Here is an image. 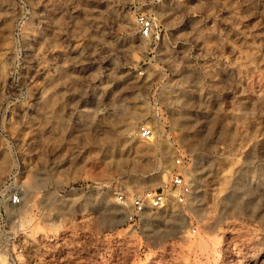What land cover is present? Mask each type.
I'll use <instances>...</instances> for the list:
<instances>
[{
	"label": "rangeland",
	"instance_id": "obj_1",
	"mask_svg": "<svg viewBox=\"0 0 264 264\" xmlns=\"http://www.w3.org/2000/svg\"><path fill=\"white\" fill-rule=\"evenodd\" d=\"M4 188L0 264H264V0H0Z\"/></svg>",
	"mask_w": 264,
	"mask_h": 264
},
{
	"label": "built area",
	"instance_id": "obj_2",
	"mask_svg": "<svg viewBox=\"0 0 264 264\" xmlns=\"http://www.w3.org/2000/svg\"><path fill=\"white\" fill-rule=\"evenodd\" d=\"M138 32L140 37L147 38L150 36L153 22L152 19L146 16H138L136 18ZM138 138L143 141H153L155 138V130L151 125H145L138 131ZM180 160L176 159V164ZM169 184H164L162 187L134 194L131 197H126L122 193L115 194L116 202L126 210V223L135 225L146 213V211L161 210L166 207L168 200L173 199L178 204H183L186 198L191 194V187L185 178L177 171L172 170L169 173ZM20 199V192H7L4 188L0 192V232L6 231V216L3 212L5 205H17ZM14 262V260L12 259Z\"/></svg>",
	"mask_w": 264,
	"mask_h": 264
},
{
	"label": "bare ground",
	"instance_id": "obj_3",
	"mask_svg": "<svg viewBox=\"0 0 264 264\" xmlns=\"http://www.w3.org/2000/svg\"><path fill=\"white\" fill-rule=\"evenodd\" d=\"M190 185V184H189ZM26 194V193H25ZM24 197H25V195H21L20 196V199H19V202H21L19 205H14V206H11V205H5L6 207H8V208H16V206H19V207H17V215H19V214H22V212H24L27 208H26V206H25V204L23 203V201H24ZM15 214V213H14ZM14 217L15 216H11V217H9V225H10V227L12 228V229H15L16 227H17V225H16V222H15V220L14 221H12V219H14Z\"/></svg>",
	"mask_w": 264,
	"mask_h": 264
},
{
	"label": "crops",
	"instance_id": "obj_4",
	"mask_svg": "<svg viewBox=\"0 0 264 264\" xmlns=\"http://www.w3.org/2000/svg\"><path fill=\"white\" fill-rule=\"evenodd\" d=\"M143 243H146V242H143ZM103 257H104L103 259H105V260H106V258H105V255H103Z\"/></svg>",
	"mask_w": 264,
	"mask_h": 264
}]
</instances>
